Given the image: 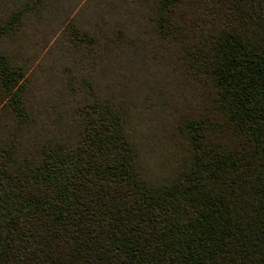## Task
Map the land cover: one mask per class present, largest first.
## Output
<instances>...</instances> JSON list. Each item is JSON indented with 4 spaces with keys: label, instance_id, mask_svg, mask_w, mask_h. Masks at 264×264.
<instances>
[{
    "label": "trees",
    "instance_id": "16d2710c",
    "mask_svg": "<svg viewBox=\"0 0 264 264\" xmlns=\"http://www.w3.org/2000/svg\"><path fill=\"white\" fill-rule=\"evenodd\" d=\"M0 264H264V0H0Z\"/></svg>",
    "mask_w": 264,
    "mask_h": 264
}]
</instances>
